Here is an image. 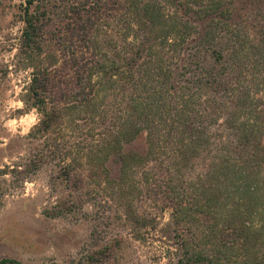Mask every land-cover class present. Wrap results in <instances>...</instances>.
<instances>
[{
  "label": "trees",
  "instance_id": "1",
  "mask_svg": "<svg viewBox=\"0 0 264 264\" xmlns=\"http://www.w3.org/2000/svg\"><path fill=\"white\" fill-rule=\"evenodd\" d=\"M56 1L25 0L20 38L35 130L65 123L52 153L67 181L95 174L105 188L116 163L117 193L172 210L176 264H264V77L251 71L264 40L259 56L240 46V0ZM50 33L58 59L43 61ZM143 134L142 151H124Z\"/></svg>",
  "mask_w": 264,
  "mask_h": 264
},
{
  "label": "rangeland",
  "instance_id": "2",
  "mask_svg": "<svg viewBox=\"0 0 264 264\" xmlns=\"http://www.w3.org/2000/svg\"><path fill=\"white\" fill-rule=\"evenodd\" d=\"M24 6L25 0H0V259L24 264H176L178 226L160 194L117 193L112 186L116 163L111 175L101 170L105 188L95 174L83 186L67 181L65 158L52 153L54 144V149L65 150V123L45 135L35 130L41 114L28 97L32 68L20 38ZM57 10L47 12L53 21ZM231 25L240 46L259 56L264 0H240ZM51 35L43 61L58 59ZM263 69V58L251 67L256 81L264 77ZM259 97L263 110L264 92ZM144 147V134L123 145L126 152ZM126 199L130 204H123Z\"/></svg>",
  "mask_w": 264,
  "mask_h": 264
}]
</instances>
